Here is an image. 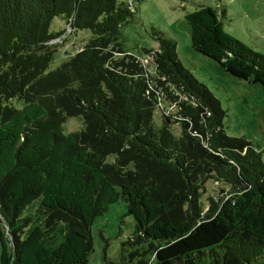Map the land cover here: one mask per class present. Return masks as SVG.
I'll use <instances>...</instances> for the list:
<instances>
[{"label":"trees","instance_id":"trees-1","mask_svg":"<svg viewBox=\"0 0 264 264\" xmlns=\"http://www.w3.org/2000/svg\"><path fill=\"white\" fill-rule=\"evenodd\" d=\"M133 16L118 0H0V264H85L93 220L119 202L135 223L130 264H264L261 153L225 134L218 100L170 38L152 30L147 67L124 52ZM223 16L185 15L192 50L264 96V56L226 34ZM55 19L89 36L51 70ZM74 117L82 129L64 135ZM206 184L223 192L203 201ZM35 200L44 226L22 216ZM58 224L53 247L45 233Z\"/></svg>","mask_w":264,"mask_h":264},{"label":"rangeland","instance_id":"rangeland-1","mask_svg":"<svg viewBox=\"0 0 264 264\" xmlns=\"http://www.w3.org/2000/svg\"><path fill=\"white\" fill-rule=\"evenodd\" d=\"M129 6L134 13L132 20L121 28V44L124 52L137 58L144 67L150 63L151 55L146 51L158 47L152 37V30L163 33L176 44V54L182 66L218 100L224 113L222 127L228 137L244 138L262 155L264 163V96L259 85H250L223 71L212 60L194 52L190 44L189 27L185 15L198 7H211L221 17L223 31L233 39L245 44L252 52L264 56V0H118ZM60 19L51 24L52 32L61 35L53 42L56 54L49 69L58 67L76 54L89 33L82 31L73 35ZM119 58V57H117ZM17 108L22 104L16 103ZM167 115L177 110L162 107ZM162 114H154L159 123ZM83 127L81 118H68L62 124L64 135L70 136ZM177 135L178 126H172ZM111 162V159H108ZM220 185L206 184L202 200L223 192ZM206 206V204H204ZM39 201H33L23 212L33 225L44 226L47 214L38 213ZM135 223L127 215L126 206L119 202L111 204L96 216L90 226L91 251L85 264H130V252L123 245L129 240ZM64 225L58 224L53 231L45 233L53 247L63 241ZM1 253V245H0Z\"/></svg>","mask_w":264,"mask_h":264}]
</instances>
